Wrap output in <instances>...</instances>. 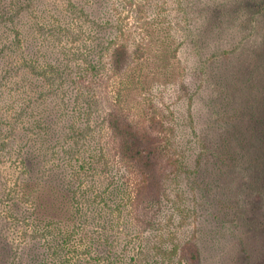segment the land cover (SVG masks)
Returning <instances> with one entry per match:
<instances>
[{"label": "rangeland", "instance_id": "374dc122", "mask_svg": "<svg viewBox=\"0 0 264 264\" xmlns=\"http://www.w3.org/2000/svg\"><path fill=\"white\" fill-rule=\"evenodd\" d=\"M12 1L21 4L23 11L17 25L1 21L0 17V143L8 142L13 152L24 146L25 149L21 156L6 154L0 149V184L3 185L0 199L6 194L11 196L0 201V230L3 228L16 244L23 241L25 229L34 230L38 219L42 226L65 234L67 255L74 263L190 264L181 260L179 250L194 236L200 244L207 241L203 264H227L236 259H229L232 243L216 238L229 226L230 209L218 205L213 209L218 220L203 225L198 216L203 212L198 207L200 195L191 190L194 179L191 173L202 151V138L210 142L201 136V127L213 119L204 100L208 89L194 91L199 75L191 34L205 25L202 18L210 19L211 27L219 22L223 33L231 31L228 33L238 37L244 32L251 34L254 27L247 24L251 16L245 12L247 4L229 8L228 0H223L221 7L214 9L218 10L217 14L213 11L211 17L206 13L212 10L207 11L205 7L209 0H0V15L3 8L6 12L11 10ZM201 3L203 6L198 8ZM252 8H257L256 3ZM85 12L100 21L107 42L129 46L132 62L121 71H110V54H103L98 58L104 64L102 70L92 77L86 73L85 33L88 28L95 35L98 31L91 21L85 20ZM243 24L248 29L241 27ZM119 56L115 53L113 60ZM99 77L108 95L90 113L83 101L76 98V94L83 95L75 92L73 86L68 88L64 81L78 86L83 93L85 83ZM213 90L211 93L217 94ZM65 94L69 97H64ZM88 96L91 93L85 92V97ZM107 100L117 103L133 121L152 118L161 126L159 149L164 159L172 162L168 168L172 175L161 210L156 211L151 203L143 201L139 207L141 217L132 213L127 201L135 195L139 177L135 169L129 170L123 163L112 160L108 152L104 154L110 160V167L93 184L79 185L70 177L69 166L60 163L65 160L61 145L56 148L54 145L67 128L65 124L85 111V122L89 121L92 130H98L106 114ZM18 113L22 117L15 121ZM78 124L82 126L81 122ZM104 130L102 134L107 135ZM93 136H98V132ZM39 141L53 146L51 149L58 155L53 160H43L48 146L37 144ZM211 144L217 146L216 141ZM34 155L36 173L29 172L21 161V158L33 160ZM204 156L207 186L216 181L217 174L214 167L209 170L214 161ZM200 157L204 159L202 154ZM42 160L48 161L47 167L55 162L60 164L59 168L56 172L54 169L47 172ZM74 160L76 156L71 161ZM147 170L150 177L155 176L151 166ZM195 181L199 180L195 178ZM239 183L237 180L235 185ZM79 188L81 191H77ZM83 191L87 199L84 201L95 199L100 209V214L89 215L88 221L78 213ZM261 214L255 212L256 219L249 220L253 229L245 231L246 245L240 250L259 263L264 261V231H258L262 228ZM99 216L100 219H95ZM207 228L211 239H206ZM106 233L114 239L111 248L117 246L118 258L104 254L95 260L91 241L97 234ZM99 242L106 243L102 237L96 241ZM215 244L217 248L221 246V256H212L216 252ZM38 253L42 254V250ZM237 264H247V261L238 255Z\"/></svg>", "mask_w": 264, "mask_h": 264}, {"label": "trees", "instance_id": "16d2710c", "mask_svg": "<svg viewBox=\"0 0 264 264\" xmlns=\"http://www.w3.org/2000/svg\"><path fill=\"white\" fill-rule=\"evenodd\" d=\"M243 2L247 4L245 12L251 15L247 24L254 27L251 31L254 37L248 32H244L245 34L241 37L228 33L231 31L223 33L219 22L216 21L217 24L213 23L211 27V20L208 18H202V24L205 25L191 34L194 60L199 75V82L195 83L194 91L208 89L210 95L205 93L204 96V91L203 96L205 105L213 117L212 123L205 122L201 127V136L204 135L210 142L202 138L203 152L201 151L200 156L202 154L204 158L206 155L214 161L209 170L214 167L213 171L217 174L216 181L205 186L208 170L205 167V158L202 159L199 156L191 173L194 177L191 190L194 189L200 195L198 207L203 212L198 216L203 225H211L218 220V214L213 212L218 205L230 209L232 218L229 220V226L226 231L219 232L216 237L217 239L221 237L224 242L232 243L228 253L229 259L235 257L236 259L229 262L237 264L239 255L241 259L244 257L247 264H264V261L261 263L254 261L246 256L245 252L240 251L246 245L244 234L253 229L249 220L256 219L255 212L262 213V219H259L262 228H258V231L260 233L264 231V0H228V7L232 8L231 6L236 4L239 8ZM202 3L198 8L203 6ZM254 3L257 8L253 10ZM222 4L223 0H209L205 7L207 11H212L206 14L212 17L214 9L221 7ZM11 5L9 4L10 7ZM2 10L1 21H9L15 25L20 23L23 11L21 4L14 2L9 12L4 11V8ZM217 11H214V14H217ZM95 18L85 12V20L91 21L98 31L95 35V31L92 33V29L88 28L85 33V61L87 62L85 71L90 77L97 75L98 70H102L104 66L102 60L98 58L103 57V54H110L109 69L117 73L132 62L129 46L121 43L112 45L110 41L107 42L105 30L100 21L97 22ZM241 27L248 29L246 24ZM230 41L233 45L229 44ZM111 49H113L112 53H109ZM115 53L120 54V59L118 57L113 60ZM64 82H67L68 88L73 86L75 92L83 95L82 97L76 94V98L83 101L90 113L107 98L108 89L102 86V77L96 81L88 80L83 93L78 86L66 80ZM214 88L217 94L211 93L215 91ZM85 92L91 93V97H85ZM64 97L69 96L65 94ZM104 104L107 107L106 114L102 119V127L96 131L89 126V121L85 122V111L84 114L79 113L77 118L70 120L68 124L62 122L67 128L58 136L54 145V148L61 145V155L65 160L60 163L69 166L70 177L78 181L79 185L85 182L93 184L95 178L99 179L98 175L103 174L110 167V160L104 154L108 152L112 160L123 163L129 167V170L135 169L139 177L135 187L136 193L127 201L132 208V213L136 217H141L139 207L143 201L151 203L156 211L161 210L165 203L168 181L172 175L168 172L172 162L165 160L159 149L161 126L159 127L152 118L139 122L131 120L113 101L107 100ZM21 115L18 113L14 120L18 121ZM79 122L82 126L78 124ZM104 129L107 135L102 134L105 132ZM95 132H98L97 138L93 136ZM212 141L217 142L216 147L212 146ZM37 144L48 146L43 154L45 155L43 160H53V157L58 155L56 150L51 149L53 146L50 145V147L47 142L39 141ZM27 146L32 151L36 150V147ZM0 149L3 153H15L21 156L25 146L22 150L13 152L9 143L3 141L0 143ZM75 156L76 160L71 161ZM35 158L36 155L29 161L21 158L22 164L28 167L29 172L36 173ZM43 160L47 172L53 169L56 172L59 168L60 164L55 162L47 167L48 161ZM149 166L154 169L155 176L150 177L147 170ZM220 176L221 179H219ZM195 178L199 181H195ZM237 180L240 183L235 185ZM0 186L3 187L1 184ZM77 191H81V188ZM208 196L212 198V201L208 200ZM9 197L6 194L0 201ZM80 197L83 203L79 204L78 213L82 219H89V215L95 213L100 214L98 201L94 199L85 202L87 201L85 191L81 192ZM253 207L255 210L250 209ZM118 209L122 208L117 207ZM95 219H100V216ZM205 233L208 234L206 239H211L210 229L208 231L207 228ZM23 234V241L13 244L4 233V229L0 230V264H87L72 262L67 255L68 241L65 234L54 231L46 225L42 226L38 219H36L34 230L29 232L25 229ZM101 237L108 244L96 243ZM194 239L195 236L181 246L179 250L181 260L188 261L190 264H203L204 252L208 247L204 244L207 241L200 244L197 239ZM112 241L114 239L112 240L109 233L96 235L91 241L95 260H99L104 254L106 257H117L115 252L117 246L112 249ZM215 247L216 252L212 256H221V246L217 248L215 244ZM39 249L42 250V254L38 253ZM93 258L92 255L91 259ZM229 262L226 261L227 264Z\"/></svg>", "mask_w": 264, "mask_h": 264}]
</instances>
